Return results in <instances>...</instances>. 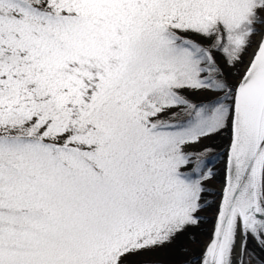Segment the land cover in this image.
Listing matches in <instances>:
<instances>
[{
  "label": "snow or ice",
  "instance_id": "obj_1",
  "mask_svg": "<svg viewBox=\"0 0 264 264\" xmlns=\"http://www.w3.org/2000/svg\"><path fill=\"white\" fill-rule=\"evenodd\" d=\"M205 223L196 264L264 249V0H0V264H157Z\"/></svg>",
  "mask_w": 264,
  "mask_h": 264
},
{
  "label": "trees",
  "instance_id": "obj_2",
  "mask_svg": "<svg viewBox=\"0 0 264 264\" xmlns=\"http://www.w3.org/2000/svg\"><path fill=\"white\" fill-rule=\"evenodd\" d=\"M246 59L247 56H245V60ZM186 95H189L190 99H193L192 94L186 93ZM204 98L205 97L202 96L200 99ZM206 143L211 144L215 150L221 154V160L216 164L214 169L217 175L210 180L212 184H214V187L212 188V185L209 186V183H207V200L215 201L216 203L219 197V190L215 189V185H220L223 178V141L221 138H215L211 141H206ZM203 214V216H206L208 220L211 221L213 219L212 216L214 214V210L211 212H204ZM210 228L211 224L205 223L200 228L190 229L191 235L189 233H185L184 235L179 236L171 245L156 248L154 252L145 253L141 258L156 261L157 264H185V262H188V264H196L200 252L202 251V247L208 239V232ZM200 236L202 239H199ZM195 241H199V243H197L198 247L192 250L189 247Z\"/></svg>",
  "mask_w": 264,
  "mask_h": 264
},
{
  "label": "water",
  "instance_id": "obj_3",
  "mask_svg": "<svg viewBox=\"0 0 264 264\" xmlns=\"http://www.w3.org/2000/svg\"><path fill=\"white\" fill-rule=\"evenodd\" d=\"M223 167H224V165H223ZM223 182H222V185H221V187H220V191H221V188H222V186H223V183H224V175H223ZM219 191V192H220ZM219 203V199H218V201H217V204ZM214 217V216H213ZM208 241V240H207ZM207 241H206V243H207ZM205 243V244H206ZM248 253H249V255L250 256H252V257H254V258H256L257 260H259L262 264H264V249H261L257 244H256V242L254 241V240H249V242H248ZM199 258H200V256H199ZM199 258H198V260H199Z\"/></svg>",
  "mask_w": 264,
  "mask_h": 264
},
{
  "label": "rangeland",
  "instance_id": "obj_4",
  "mask_svg": "<svg viewBox=\"0 0 264 264\" xmlns=\"http://www.w3.org/2000/svg\"><path fill=\"white\" fill-rule=\"evenodd\" d=\"M250 51H251V50H250ZM188 94H190V93H188ZM201 97H202V96H199V95H193V99H196V100H199ZM208 183H209V186L212 185V188L214 187V184H212L211 181H208ZM219 188H220V185L216 184V185H215V189H218V190H219ZM201 215H204V214L201 213ZM199 239H202L201 236L199 237ZM197 247H198V246H197V243L194 242V243H192V244L190 245L189 248L192 249V250H194V249H196Z\"/></svg>",
  "mask_w": 264,
  "mask_h": 264
},
{
  "label": "flooded vegetation",
  "instance_id": "obj_5",
  "mask_svg": "<svg viewBox=\"0 0 264 264\" xmlns=\"http://www.w3.org/2000/svg\"><path fill=\"white\" fill-rule=\"evenodd\" d=\"M259 263H261V262L259 260H257L256 258H254V257H253V259L251 258V264H259Z\"/></svg>",
  "mask_w": 264,
  "mask_h": 264
}]
</instances>
